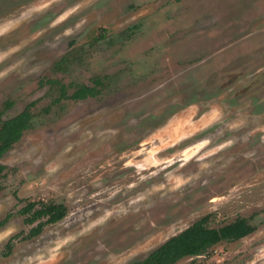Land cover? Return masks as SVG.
Listing matches in <instances>:
<instances>
[{"label":"rangeland","instance_id":"1","mask_svg":"<svg viewBox=\"0 0 264 264\" xmlns=\"http://www.w3.org/2000/svg\"><path fill=\"white\" fill-rule=\"evenodd\" d=\"M6 102L34 119L2 159L0 264H135L207 215L256 230L176 264H264V0H0ZM30 202L67 215L32 236Z\"/></svg>","mask_w":264,"mask_h":264},{"label":"trees","instance_id":"2","mask_svg":"<svg viewBox=\"0 0 264 264\" xmlns=\"http://www.w3.org/2000/svg\"><path fill=\"white\" fill-rule=\"evenodd\" d=\"M56 64L55 68H60L61 63ZM51 84H59L61 95L56 103L62 100H83L88 97H96L102 93L103 81L96 79L95 85H80L73 94H68V86L58 83L57 81H49ZM14 103L6 102L5 108L0 112V178L5 175L7 167L2 163L4 155L9 152L15 144L20 142L25 132L32 127L34 114L32 106L28 105L21 113L14 117L4 119L3 116ZM1 189V185H0ZM39 202H30L25 208L20 211V214L28 216L26 222L38 225L32 231V236L40 234L42 228L48 224H54L62 220L67 215L66 206H58L50 211H47V206L42 203V207L38 208ZM44 205V206H43ZM43 217H47L45 221H41ZM211 216L207 215L193 225L182 231L176 236H173L153 252L144 260L135 264H176L179 260L185 257H198L207 253L210 249L224 241H238L255 232L256 227L250 224L247 219L239 218L236 221L224 225L219 228H212L209 224ZM4 222L0 223L2 226ZM9 252L11 243L7 245Z\"/></svg>","mask_w":264,"mask_h":264}]
</instances>
